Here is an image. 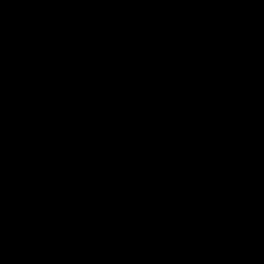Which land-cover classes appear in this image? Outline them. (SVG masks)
<instances>
[{
	"label": "water",
	"instance_id": "1",
	"mask_svg": "<svg viewBox=\"0 0 264 264\" xmlns=\"http://www.w3.org/2000/svg\"><path fill=\"white\" fill-rule=\"evenodd\" d=\"M0 264H264V0H0Z\"/></svg>",
	"mask_w": 264,
	"mask_h": 264
}]
</instances>
